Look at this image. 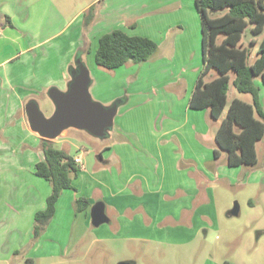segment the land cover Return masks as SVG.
<instances>
[{"label": "crops", "instance_id": "1", "mask_svg": "<svg viewBox=\"0 0 264 264\" xmlns=\"http://www.w3.org/2000/svg\"><path fill=\"white\" fill-rule=\"evenodd\" d=\"M90 6L92 5L78 12L75 18L68 22L63 18V12L59 10V0H0V158L2 159L0 163L2 164L0 166V220L10 218L13 221L22 213L32 212L33 214L34 210L37 213L46 208V202L52 190L49 185L40 181L42 178L35 175L36 164L44 159V153L41 150L42 138L31 129L25 108L23 111V105L29 98H45L51 87L67 91L71 82L70 69L79 49L89 48L88 53L94 54L93 60L95 61L99 39L108 32L120 29L130 36L148 37L158 44V51L153 60L141 65L131 63L113 70V75L112 73L106 75L108 83L105 82L104 86L105 90L110 91V97L104 100L105 103L109 104L121 97L123 87H127L128 92L126 91L125 95H128L130 100L131 89L135 92L141 91L140 87L139 89L134 87L141 77L151 79V77L159 76L174 81L176 77L181 78L178 72H183L186 68H190L189 71L192 72L191 75L184 77L187 85L183 86L187 89L192 87V92H189L190 101L203 69L201 23L199 25L198 21H195L190 24V19L186 20L185 17L183 21L174 20V26L169 24V28H167L169 25L167 29L161 28L163 35L157 36L161 39L160 43L157 38L137 34L139 23L132 18L125 25L119 24L118 20L111 24V19L105 21L106 23L95 19L89 28L84 30L87 33L88 42L85 46L82 34L83 19L80 23L79 19L84 16ZM189 8L193 9L192 6ZM139 11L142 12L141 6ZM73 21H75L74 24H72ZM164 34H166L165 38H162ZM84 54H81V62L90 72L93 89L97 84L95 75H98L99 71L89 63H84ZM196 54L201 61L194 66L193 59ZM74 68H77V63ZM124 76H128L127 81L123 79ZM216 77L213 76L211 80ZM117 78L121 80L120 83H123V87L119 89H115ZM260 81L255 80V83L260 89V102L264 107V85ZM179 91L181 92V89ZM183 95L182 91L181 96ZM235 98L240 99L239 97L233 99ZM51 102L49 101V106H53L55 110V105ZM117 102L118 107L127 105L124 100ZM121 107L118 108V113ZM154 107V105H145L142 110L127 112L124 117L128 115L131 120H136V125H152L144 123L143 119L155 115ZM188 108L190 113H186L187 119L180 120L176 116L171 118L172 113L167 114L168 118L162 122L166 125L167 131L159 134L150 129V134L141 140L138 137H130L126 130L123 131L124 126H121L120 129L124 134L118 135V141L111 147L107 146L102 152L103 155L98 160L100 166L93 164L91 156L86 155L82 142L77 144L68 139L69 136H81L79 135L80 130L72 128L65 130L52 142L54 147L74 157L82 156L84 168L81 169L80 178L97 179L94 189L99 195L96 201L89 197L87 199L91 207L99 201L105 203L110 223L115 221V218L113 221V214L122 216L132 211L136 213L143 205L146 206V212L152 213L153 204L163 208L156 199L150 197L152 195L157 196V199L166 206L182 205L177 211L168 215V217H180L196 200L203 202V207L207 205L215 207L210 197L196 199L199 193L195 192L196 184L192 180L193 173L215 174L228 178L231 183H234V180L248 173L249 168H255L259 162L257 157L255 166L230 167L227 153L221 152L219 158H215L214 150L217 145L214 137L220 122L213 121L209 110L193 111L189 104ZM174 133L178 135L175 140L171 137ZM20 134L24 135L22 143ZM107 135L112 136L113 139L117 137L116 132H108ZM147 140L152 143L153 151L137 148L138 142L145 141L148 144ZM263 140L264 138L261 141ZM208 144L210 147L207 146ZM21 150L23 154L30 155L31 165L29 167L31 169L33 167L31 176L22 177L23 179L20 177L24 173L25 165H22L19 159L15 163L11 161L12 164L8 165L10 157H14L13 153L19 157ZM224 157L225 161L219 163ZM144 188L147 189L149 195L142 199L141 192ZM178 192L180 197L173 198ZM85 195L86 193L81 190L73 194L70 190H65L57 202L55 218L59 214L62 215L61 210L64 206L69 208L67 211L73 212L71 204L75 209V200L80 197L86 198ZM103 197L104 199L107 197V200H102ZM167 198L171 201H167ZM21 203L24 207L22 212L19 210ZM81 214H87V211ZM205 234L208 239L209 231Z\"/></svg>", "mask_w": 264, "mask_h": 264}, {"label": "rangeland", "instance_id": "2", "mask_svg": "<svg viewBox=\"0 0 264 264\" xmlns=\"http://www.w3.org/2000/svg\"><path fill=\"white\" fill-rule=\"evenodd\" d=\"M89 5L94 7V14L100 22L106 23L105 21L111 19V24L118 20L119 24L125 25L132 18L139 23L137 34L149 35L155 39L163 35L161 28L174 26L175 21L180 19L183 21L184 17L186 20L190 19V24L195 21H198L199 25L201 23L194 0H59V10L63 12V18L68 22ZM190 6L193 9H190ZM82 19V34L85 41L87 33L83 29L84 16L79 19V23ZM165 35L162 38H165ZM157 39L160 42L161 39ZM249 39L250 37L246 36L245 40L249 41ZM83 53H85L84 63H89L99 71V74L95 75L97 84L93 89L92 85L90 86L93 100L105 107H111L117 104V101L127 102L126 106H119L121 110L117 112L114 125L109 130L110 133H117L115 139L108 135L96 137L85 130H80L81 136L68 137L77 144L82 142L86 155L91 156L93 164L100 166L98 160L103 155L102 152L107 146L111 147L118 141V135L124 134L120 129L121 126H124L123 131L126 130L130 137H138L141 140L150 134V129L159 134L166 132L167 127L162 122L168 118L167 114L172 113L171 118L176 116L180 120L188 118L186 113H190L188 102L192 87L187 89L183 86L187 85L184 77L192 74L190 68L185 67L186 71L178 72L181 78L176 77L174 81L159 76L151 79L141 77L134 86L137 87L136 89L140 87L141 91L135 92L131 89L130 100L128 95H125L127 87L124 88L123 83H120L121 80L117 78L115 89L123 87V95L108 104L104 100L110 97V91L105 90L104 85L105 82L108 83L106 75L109 73L113 75L114 72L99 68L93 60V53H88L83 48L78 50L79 55ZM76 59L75 56L74 64L78 63ZM200 61L196 54L193 59L194 66ZM217 75L216 71H212L206 80L210 81ZM123 79L127 81L128 76H124ZM180 89L181 92H178ZM182 91L183 96H181ZM228 96L229 104L234 97L252 102L251 95L239 93L233 85ZM33 100L38 103L46 117L53 115L55 110L53 106H49L51 100L48 94L45 98H29L23 105V111L27 103ZM145 105L155 106V115L143 119L144 123L152 125H136V120H131L128 115L124 117L127 112L142 110ZM208 126L210 128V124ZM20 136L22 143L24 135L20 134ZM171 137L175 140L178 135L174 133ZM145 141L138 142L137 148L153 151L150 140H147L148 144ZM207 146L210 147V144ZM257 153L259 159L257 166L249 168V172L238 177L234 183L228 178L215 174H192L193 183L196 184L195 192L199 193L196 199L210 197L215 204L216 212L214 205L203 207V202L196 200L181 216L179 215L180 217H168L182 205L166 206L157 199V196L152 195L150 197L156 199L163 208L153 204L152 213L146 212V206L143 205L136 213L132 211L122 216L113 214L115 221L100 227L92 225L90 217L92 207L87 214H81L83 212L77 213L72 204V215L67 211L69 208L64 206L61 210L62 215L54 217L45 230L40 232L39 237L35 235L36 210L33 214L22 213L13 221L10 218L0 220V264H264V140L258 143ZM13 156L8 160V165L12 164L11 161L15 163L19 159L20 163L25 165L24 173L20 178L31 176L33 167L32 169L29 167L30 155L23 154L21 150L19 157H16L15 153ZM224 161L225 157L219 163ZM80 173L81 169L73 180L74 186H77H75L76 190H70L71 193L81 190L86 193V198L96 201L99 196L94 189L97 179H82ZM40 181L51 187L48 181L43 179ZM200 184L201 186H198ZM148 195L147 189H142V199ZM176 197H180L179 192L173 198ZM102 200H107V197L105 199L103 197ZM167 201L171 199L167 198ZM236 203L239 205L240 214L229 215V211ZM19 210L20 212L24 210L22 203L19 205ZM206 231L210 233L208 239L205 236Z\"/></svg>", "mask_w": 264, "mask_h": 264}, {"label": "trees", "instance_id": "3", "mask_svg": "<svg viewBox=\"0 0 264 264\" xmlns=\"http://www.w3.org/2000/svg\"><path fill=\"white\" fill-rule=\"evenodd\" d=\"M194 3L201 19L203 69L189 107L196 111L209 110L212 119L220 122L214 137L215 158L225 152L230 167L255 166L256 146L264 138V107L255 83L259 79L264 85V0H194ZM95 19L91 6L84 14L83 29L89 28ZM246 36L250 37L249 41L245 40ZM84 42L86 46L87 40ZM84 51L89 52V48ZM157 51L154 40L116 29L100 37L95 63L99 68L116 70L131 63L150 62ZM76 56V61H81V54ZM74 67L75 64L70 72ZM212 71L217 72V77L206 81ZM231 85L239 93L251 95L252 102L235 98L229 104ZM41 150L44 159L36 164L35 175L48 181L52 192L46 208L35 215L37 237L55 217L63 192L76 190L73 180L80 171L75 157L54 147L52 141L42 138ZM90 207L87 198L75 200L77 213Z\"/></svg>", "mask_w": 264, "mask_h": 264}, {"label": "water", "instance_id": "4", "mask_svg": "<svg viewBox=\"0 0 264 264\" xmlns=\"http://www.w3.org/2000/svg\"><path fill=\"white\" fill-rule=\"evenodd\" d=\"M77 64V68L71 73V82L67 91L57 87H51L48 91V96L55 105L51 117H46L34 100L25 107L31 129L43 139L53 141L71 128L85 130L96 137H105L114 125L118 103L105 107L94 101L90 93V72L81 61ZM239 214V205L236 203L230 215ZM90 217L95 227L110 223L105 203L101 201L92 206Z\"/></svg>", "mask_w": 264, "mask_h": 264}, {"label": "built area", "instance_id": "5", "mask_svg": "<svg viewBox=\"0 0 264 264\" xmlns=\"http://www.w3.org/2000/svg\"><path fill=\"white\" fill-rule=\"evenodd\" d=\"M74 160L77 163V165L80 167V169L84 168L83 159L81 155L75 156Z\"/></svg>", "mask_w": 264, "mask_h": 264}]
</instances>
